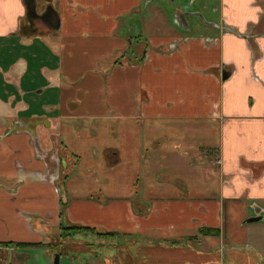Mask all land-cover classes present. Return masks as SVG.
I'll use <instances>...</instances> for the list:
<instances>
[{"label":"crops","instance_id":"crops-1","mask_svg":"<svg viewBox=\"0 0 264 264\" xmlns=\"http://www.w3.org/2000/svg\"><path fill=\"white\" fill-rule=\"evenodd\" d=\"M35 1L0 0V264H123L79 239L120 231L145 264H216L234 223L264 220V0ZM98 161L149 164L148 192L81 197Z\"/></svg>","mask_w":264,"mask_h":264},{"label":"rangeland","instance_id":"rangeland-1","mask_svg":"<svg viewBox=\"0 0 264 264\" xmlns=\"http://www.w3.org/2000/svg\"><path fill=\"white\" fill-rule=\"evenodd\" d=\"M166 14H167V11H166ZM142 49L143 48H141L140 46V50L138 52V58H142V55H141ZM140 132H143L142 129H140ZM138 137H139V133H138ZM105 141L106 140H104V142ZM141 152H142V157L144 159L146 158L147 153L149 154V151L143 150ZM202 154L203 155H206V154L214 155V152H211L208 149H204L202 151ZM192 156H193V153H192ZM87 158L88 156L86 157L85 162L83 161L82 163L77 165L79 166L80 170H81V166H84L85 168L86 164L90 163V161H87ZM111 162L112 161H110L109 163ZM126 162H124L117 168H114L110 172L109 170H106L104 167H102L101 161H98L97 165L92 167V170H90L91 167L88 168L89 170H86V169H83V171L78 170L76 172L77 173L76 175H78L77 176L78 179L77 180L75 179L74 184L76 185V187L78 186V193L82 192L80 196L82 197L84 195L83 191L85 189H88L87 195L93 194L94 198H98L100 202H103V203L109 202L111 200H129L130 202L134 204L135 198L129 197L130 194L133 195L136 190L140 192L142 191V193L148 192L147 190L149 189V182H148L149 176L147 177L146 174L150 166L149 164H147L146 166L140 161L141 165L136 168V166L133 165V162L130 161L129 165L126 164ZM137 179H139L140 182L136 181ZM145 188H146V191H145ZM95 191H97V195H95ZM142 199L144 201L152 200L151 197L142 198ZM225 216H226L228 224H229V221H233L232 220L233 217L230 214H226ZM244 221L245 220H243L241 224H240V221H237L236 223H234V225L236 227H240L242 231H239L236 234H233L232 230L229 228L228 232L224 233L226 241L224 240L223 241L224 243L221 242L222 239L218 241V259L216 261V264H235L234 262L236 259L234 255L231 254V248L229 247V244L231 245L233 244L234 245L233 247L236 250H240L242 252L245 249L250 248L251 245H254L255 246L254 254L257 256V257H254L255 260H257L258 264H264V243L260 242V241H264V236H261L264 233V220L257 222V224H251L245 229L242 226V225L245 226L246 224L244 223ZM133 236L134 235L130 234V231H125L124 233L120 231V232L114 233L113 237H109V236L102 237L100 235L96 236L95 234H89V235H84L83 236L84 238L80 236L79 239H83V241H86L87 239L89 242L95 243L96 246L94 249L97 250L99 254L103 255L104 258L106 259L109 258V256L111 255L114 256V259L120 256V259L122 257L124 259L123 264H143V263L145 264L146 259L144 261L143 256H146V254H144L141 248H138L137 249L138 251L135 249L136 247L132 242ZM256 244H259L261 246V249L259 251H257L258 246ZM117 245L123 246L122 252L119 250ZM76 248L77 249L80 248L79 250L85 249L82 246L81 247L76 246ZM210 248L208 247L207 251ZM90 249L92 250V248ZM158 250L159 248H152L151 253H155V251H158ZM206 254H208V252ZM164 255L166 259H169L168 261L171 264H184V263L185 264H195L196 262L199 263L200 260H203V257L200 258L198 255L188 254L184 256V255H181V253L177 254L169 250H167V253ZM149 258L150 260H152V255L151 257L149 256ZM114 261L115 260H113V258L111 259V261L106 260V264H115ZM117 264H121V263L118 262ZM238 264H245V263L242 261V262H239Z\"/></svg>","mask_w":264,"mask_h":264},{"label":"water","instance_id":"water-1","mask_svg":"<svg viewBox=\"0 0 264 264\" xmlns=\"http://www.w3.org/2000/svg\"><path fill=\"white\" fill-rule=\"evenodd\" d=\"M28 9H29V13L31 14L36 13V1L35 0H28ZM260 219H261L260 216H255V217L248 219V222L258 221ZM54 264H86V263L75 262L67 255L62 256L60 253H56L54 256Z\"/></svg>","mask_w":264,"mask_h":264},{"label":"trees","instance_id":"trees-1","mask_svg":"<svg viewBox=\"0 0 264 264\" xmlns=\"http://www.w3.org/2000/svg\"><path fill=\"white\" fill-rule=\"evenodd\" d=\"M81 231H86V232L87 231H93L94 232V230L92 228H88V227H86V228L85 227H67V228L64 229L63 235L66 236V234H68L67 232H71V234H74V233H78V232H81ZM208 231H210V230H208ZM99 234L104 235V236H108V235H111V234L113 235V232H106V233H99Z\"/></svg>","mask_w":264,"mask_h":264}]
</instances>
